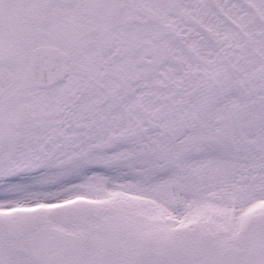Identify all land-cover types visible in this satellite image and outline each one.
I'll return each instance as SVG.
<instances>
[{
  "label": "snow or ice",
  "instance_id": "6c2138e0",
  "mask_svg": "<svg viewBox=\"0 0 264 264\" xmlns=\"http://www.w3.org/2000/svg\"><path fill=\"white\" fill-rule=\"evenodd\" d=\"M0 264H264V0H0Z\"/></svg>",
  "mask_w": 264,
  "mask_h": 264
}]
</instances>
